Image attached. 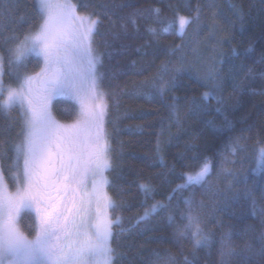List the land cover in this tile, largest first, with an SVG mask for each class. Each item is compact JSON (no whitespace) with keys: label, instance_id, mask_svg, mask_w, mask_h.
<instances>
[{"label":"snow or ice","instance_id":"snow-or-ice-1","mask_svg":"<svg viewBox=\"0 0 264 264\" xmlns=\"http://www.w3.org/2000/svg\"><path fill=\"white\" fill-rule=\"evenodd\" d=\"M21 6L22 0H15L14 5L13 0H0L5 13H15V26L7 23L0 26V114L5 121L0 128L10 133L17 123L13 112L18 113L20 126L19 140L12 143L13 156L9 158L7 171L0 164V264H177L171 250L161 255L153 249L146 257L143 245L122 247L117 243V236L128 230L123 227L122 218L114 215L118 205L106 191L109 180L105 173L113 167V161L105 128L108 104L102 90L103 73L98 70L103 59L95 52L94 40L103 22L101 14L106 19L116 16L121 29L127 32L128 24L135 27L145 10L136 8L124 16L118 15L115 9L133 5L34 0L33 18L26 10L28 6L25 4L22 12ZM89 7L100 11L87 12ZM151 11L155 13V22L161 25L159 30L147 27L154 37L169 30L183 37L201 14L199 6L193 10L194 16L177 11L171 19H161L158 8ZM209 31L215 38V27L209 26ZM252 50L251 45L246 49ZM192 51L198 56L197 49ZM233 55H238L235 49ZM32 58H36V71L28 70ZM218 63L223 64V60ZM260 63L264 65V55ZM194 67L195 64H186L182 58L180 67L172 71L191 72ZM253 72V68H248V76ZM260 74L264 76V68ZM202 79L206 90L199 101L193 98V113L205 111L209 98H215L218 104L225 103V74L212 66ZM232 79L234 90L244 86V80H237L235 76ZM153 86L161 93L166 87L175 88L176 76L169 74L168 63L161 66ZM58 99L71 100L79 106L70 123L61 122L53 114V101ZM169 110L178 120L175 102ZM6 142L8 139L0 133V150ZM187 151L191 155L182 154V164L186 167L191 161L197 167L182 171L179 176L183 182L167 197L169 203L158 202L146 207L134 226L161 212L167 213L168 223L174 226V238L192 241L190 255L181 253L182 264H199L197 249L210 247L212 237L201 227L198 210L204 207V202L195 199V189H204L215 197L218 192L213 189L212 179L218 173L211 158L199 157L195 146ZM237 151H243L238 142L229 146L227 155H235ZM257 153L264 166V145L257 148ZM2 155L6 157L7 151L3 150ZM228 162L231 161L225 156L221 170ZM226 174L238 184L241 182L237 173L228 170ZM243 183V196L255 212L256 193L247 187L246 180ZM139 187L146 198L153 191L148 183ZM185 190L192 194L183 198L184 206L178 201L173 207L171 201L176 193ZM260 203L264 205V191L260 193ZM25 214L32 219L31 234L21 228ZM260 215L264 217V206L260 208ZM243 252L246 253L243 264L253 258L264 259V226L260 247L254 248L251 242H245ZM235 255L231 234H226L221 240L219 264H231Z\"/></svg>","mask_w":264,"mask_h":264},{"label":"trees","instance_id":"trees-1","mask_svg":"<svg viewBox=\"0 0 264 264\" xmlns=\"http://www.w3.org/2000/svg\"><path fill=\"white\" fill-rule=\"evenodd\" d=\"M76 2L133 5L132 8L115 9L118 15L124 16L136 8L145 10L135 27L128 24L127 32L121 29L116 16L106 19L101 14L103 22L94 40V47L103 59L100 71L108 104L105 126L113 161V167L107 173L108 191L118 205L114 215L122 218L123 227L128 230L117 236V243L122 247L143 245L146 257L153 249L161 255L171 250L177 264H182L181 253L190 255L192 241L174 238V226L168 223L167 213L161 212L138 226L134 225L146 207L158 202L169 203L167 197L178 183L183 182L179 174L197 167V163L191 161L185 167L180 160L182 154L190 156L187 149L195 146L199 157L211 158L218 173L212 179L213 189L218 192L215 197L204 189H195V199L204 202V207L198 210L201 227L212 237L210 247L197 249L199 264H219L221 240L229 233L236 251L231 264H243L246 256L244 243L251 242L258 249L264 226V217L260 215V208L264 206L260 203V193L264 191V166H261L257 153V148L264 145V76L260 74L264 68L260 63L264 55V0ZM33 3L34 0H22L20 11L25 10L26 4L27 12L34 18ZM198 6L201 9L199 21L194 22L183 37L172 30L160 33L158 37L147 31L148 26L157 30L161 27L155 22L153 8L160 9L161 19H171L177 11L181 15L194 16L193 10ZM92 11L100 9H87V12ZM14 18L15 13H5L0 7V26L5 23L15 26ZM209 26L215 27V38ZM249 45L253 49L251 52L246 51ZM137 48L141 51H136ZM193 48L197 49L198 56L193 53ZM233 49L238 55H233ZM182 58L186 64H195L194 69L174 73L172 69L180 67ZM134 60L136 64L132 63ZM219 60H223V64L218 63ZM164 63L169 64V74L176 76V86L166 87L161 93L153 86V81ZM212 66L225 74V103L218 104L215 98H209L205 111L193 113L192 100L199 101L201 93L206 90L202 77ZM248 68L254 69L251 76H248ZM34 69H38L36 58H32L28 68L29 71ZM232 76L244 80V86L234 90ZM173 97L177 99L174 101ZM174 102L178 120L169 110ZM53 110L60 120L66 122L74 119L77 106L71 100L58 99ZM12 115L17 123L10 133L0 128V133L8 139L0 150V164L5 171L9 167V158L13 156L12 143L19 140V115L17 112ZM4 123L0 114V125ZM236 142L243 151L227 155L229 146ZM3 150L7 151L6 157L2 155ZM225 156L231 162L224 163L221 170L220 164ZM228 170L238 174L239 184L226 174ZM245 180L247 187L256 193L255 212L251 202L243 196ZM144 183L153 189L147 198L139 187ZM191 194L187 190L177 192L171 201L173 207L178 201L183 207V198ZM31 224V216L25 214L21 228L31 234ZM248 264H264V259L253 258Z\"/></svg>","mask_w":264,"mask_h":264},{"label":"rangeland","instance_id":"rangeland-1","mask_svg":"<svg viewBox=\"0 0 264 264\" xmlns=\"http://www.w3.org/2000/svg\"><path fill=\"white\" fill-rule=\"evenodd\" d=\"M74 2H76V0H74ZM83 11V10H82ZM93 47H94V45H93ZM94 49H95V47H94ZM95 52L97 53V51H96V49H95ZM36 70H38V69H36ZM35 69H34V71H36ZM98 70L100 71V66L98 67ZM30 71H32V70H30ZM102 90H103V88H102ZM103 92H104V90H103ZM105 93V92H104ZM74 102V101H73ZM54 103H55V101H53V105H54ZM75 103V102H74ZM76 104V103H75ZM76 106H77V111H78V105L76 104ZM53 114L55 115V113H54V110H53ZM56 116V115H55ZM56 118L58 119V120H60L57 116H56ZM105 120H106V118H105ZM61 122H63V123H70L71 121H63V120H60ZM106 124V123H105ZM105 128H106V126H105ZM107 131V130H106ZM107 173H108V171L105 173V176L108 178V175H107ZM109 180V179H108ZM106 191L108 192V194H109V191H108V186H107V188H106Z\"/></svg>","mask_w":264,"mask_h":264}]
</instances>
